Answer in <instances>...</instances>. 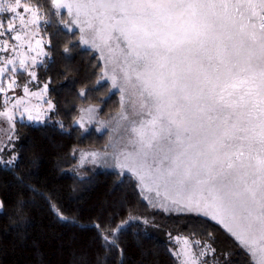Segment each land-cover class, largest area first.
Segmentation results:
<instances>
[{"label":"snow or ice","instance_id":"1","mask_svg":"<svg viewBox=\"0 0 264 264\" xmlns=\"http://www.w3.org/2000/svg\"><path fill=\"white\" fill-rule=\"evenodd\" d=\"M48 2L68 10L65 26H79L81 42L99 51L105 76L121 93L122 111L112 118L114 139L121 143L104 153L112 167L131 173L141 195L163 199L169 211L216 220L251 264H264V0ZM0 13L10 14L0 18V37L15 33L10 39L21 42L11 49L0 44V50L16 53L0 58V76L8 74L11 90L17 68L8 66L17 61L36 78L37 57L29 64L18 49L27 41L28 51H35L32 37L42 11L39 0H0ZM42 40H35L38 48ZM17 159L13 154L0 164ZM128 223L109 233L92 227L122 256L114 237ZM212 239L209 233L207 240L192 241L198 251L173 255L180 264H207L204 257L216 252Z\"/></svg>","mask_w":264,"mask_h":264},{"label":"trees","instance_id":"2","mask_svg":"<svg viewBox=\"0 0 264 264\" xmlns=\"http://www.w3.org/2000/svg\"><path fill=\"white\" fill-rule=\"evenodd\" d=\"M39 4L51 47L47 43L48 57L38 73L48 83L55 109L44 122L18 123V159L14 165L0 164V264H180L168 236L204 241L209 233L219 264H251L223 225L203 215L158 208L141 195L132 174L99 167L76 171L77 149L103 146L109 136L107 130L76 125L79 107L101 104L100 116L108 117L118 110L119 98L103 78L98 53L81 42L80 29L65 27L67 11L52 9L48 0ZM57 210L66 219L58 218ZM126 220L114 237L121 256L109 250L92 225L109 233Z\"/></svg>","mask_w":264,"mask_h":264},{"label":"rangeland","instance_id":"3","mask_svg":"<svg viewBox=\"0 0 264 264\" xmlns=\"http://www.w3.org/2000/svg\"><path fill=\"white\" fill-rule=\"evenodd\" d=\"M59 13L62 11H67V14L69 15L71 19V15L68 13L67 9H56ZM6 15L5 13H0V18H4ZM45 21L41 16V23L39 27L36 28V33L34 37H32V45L31 47L35 49V51L29 52L28 51V43L27 41L24 42L23 47L19 48L18 51L21 53H24L28 57V63H31V57L36 56L37 57V63L35 67L32 69L35 71L36 78L31 79L28 75L27 71H23L19 68V63L15 65H9V69L12 67L17 68V72L14 75V79L16 80V85L13 87V89L8 90L7 84L9 82V76L8 74L0 76V86L5 87V92H1L3 95V98L5 100L6 108H0V111H5L6 116H0V159L2 160H8L11 158L13 154H18L17 152V140L15 136V131L18 123H21L22 121H28L32 122L34 124H38L41 122H44L47 119H50L52 116V113L55 109V102L52 98H50L48 94V87L47 89L44 88V85L48 83L46 81H43L38 73V67L46 60L48 57L45 56L43 53L47 52V43L48 38L43 31V24ZM15 23L18 25L19 20L17 19ZM66 25V24H65ZM66 27V26H65ZM67 29L73 30L74 28H79L78 25L73 24L66 27ZM0 31H3V29H0ZM10 35L14 36L15 33L11 34H5L4 36L0 37V44H5L8 48H12L14 45H19L20 41H14L10 39ZM43 36L42 44L38 48L35 44L36 39H40V37ZM86 46V45H85ZM90 47V46H87ZM91 48V47H90ZM93 49V48H92ZM96 53H98L100 57L99 51L95 50ZM39 52V55L37 53ZM3 57H16V53L12 51H2L0 50V58ZM103 66V78L106 79L110 87L111 80L105 76V70H104V61L100 58ZM42 61V63H41ZM3 66V65H0ZM27 85L28 91H24V86ZM112 92H115L118 95V102H119V108L115 113H112L108 117H101L100 112L103 109L100 105L101 104H82L79 107V114L77 118L75 119V124L79 125L83 130L87 131L91 128H96L99 132L108 131L109 136L107 140L103 143V146H83L81 148H78L76 151L77 157L79 159L78 168L76 171L78 173H82L85 171V169L88 168H104V169H111V170H117L121 171L120 169L112 167V162L109 156H105V151L111 153L114 148H116L121 141L119 139H114V133L117 131V127L114 126L113 117L117 116L118 113L122 111L121 108V93L118 92L116 89L112 88ZM49 101H51L52 107H49ZM88 109H92L93 111L89 112ZM31 115L33 117L32 120H29L28 117ZM12 117V120H9L8 117ZM14 124V129L12 125ZM11 137V139H9ZM111 143V146H109ZM92 153H99L100 155L97 157H93L91 155ZM3 165V164H1ZM127 173V172H125ZM131 174V173H127ZM146 198V197H145ZM150 203H153L158 208L162 210H168V206L166 202L161 199L152 196L151 198H146ZM2 209H0L1 211ZM174 213H180L176 212L175 210L171 211ZM168 240L172 243V251L179 250V251H185V250H191L196 251L195 244L192 243L193 240L188 239L187 237H183L180 235H171L168 236ZM187 241V242H186ZM204 259L207 260V264H216V261H218V258L215 254H209ZM179 261V260H178ZM180 263V261H179Z\"/></svg>","mask_w":264,"mask_h":264}]
</instances>
